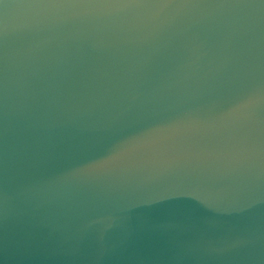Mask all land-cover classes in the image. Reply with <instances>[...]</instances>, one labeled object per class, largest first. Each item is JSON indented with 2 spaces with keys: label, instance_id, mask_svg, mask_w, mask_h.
<instances>
[{
  "label": "water",
  "instance_id": "95a60500",
  "mask_svg": "<svg viewBox=\"0 0 264 264\" xmlns=\"http://www.w3.org/2000/svg\"><path fill=\"white\" fill-rule=\"evenodd\" d=\"M0 264H264V0H0Z\"/></svg>",
  "mask_w": 264,
  "mask_h": 264
}]
</instances>
